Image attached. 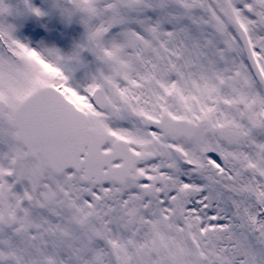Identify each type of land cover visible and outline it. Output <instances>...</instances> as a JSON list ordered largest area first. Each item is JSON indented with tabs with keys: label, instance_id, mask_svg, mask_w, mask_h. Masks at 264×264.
<instances>
[{
	"label": "snow or ice",
	"instance_id": "1",
	"mask_svg": "<svg viewBox=\"0 0 264 264\" xmlns=\"http://www.w3.org/2000/svg\"><path fill=\"white\" fill-rule=\"evenodd\" d=\"M0 264H264V0H0Z\"/></svg>",
	"mask_w": 264,
	"mask_h": 264
},
{
	"label": "rangeland",
	"instance_id": "2",
	"mask_svg": "<svg viewBox=\"0 0 264 264\" xmlns=\"http://www.w3.org/2000/svg\"><path fill=\"white\" fill-rule=\"evenodd\" d=\"M47 43L49 44V46H55V47L61 48V50L65 52L69 50V47L59 38L58 35L51 36L49 38V41H47Z\"/></svg>",
	"mask_w": 264,
	"mask_h": 264
},
{
	"label": "flooded vegetation",
	"instance_id": "3",
	"mask_svg": "<svg viewBox=\"0 0 264 264\" xmlns=\"http://www.w3.org/2000/svg\"><path fill=\"white\" fill-rule=\"evenodd\" d=\"M19 2H20V0H9V3H11L13 6H15L16 4H18ZM31 32H32V28L29 27L27 29V31L24 32L25 37H27L29 34H31Z\"/></svg>",
	"mask_w": 264,
	"mask_h": 264
}]
</instances>
